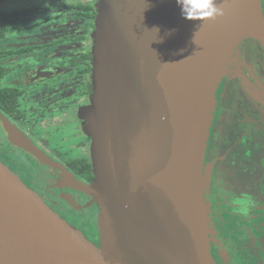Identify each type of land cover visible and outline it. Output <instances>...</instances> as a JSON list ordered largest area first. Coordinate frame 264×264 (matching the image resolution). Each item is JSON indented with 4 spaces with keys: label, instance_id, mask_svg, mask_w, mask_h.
Wrapping results in <instances>:
<instances>
[{
    "label": "water",
    "instance_id": "water-1",
    "mask_svg": "<svg viewBox=\"0 0 264 264\" xmlns=\"http://www.w3.org/2000/svg\"><path fill=\"white\" fill-rule=\"evenodd\" d=\"M220 4L223 16L191 21L176 0H99L81 112L94 179L73 184L99 208V246L0 163V264H213L203 199L215 93L241 33L264 38L262 0Z\"/></svg>",
    "mask_w": 264,
    "mask_h": 264
},
{
    "label": "flooded vegetation",
    "instance_id": "flooded-vegetation-1",
    "mask_svg": "<svg viewBox=\"0 0 264 264\" xmlns=\"http://www.w3.org/2000/svg\"><path fill=\"white\" fill-rule=\"evenodd\" d=\"M98 3L99 0H0V163L95 246H99L98 241L58 209H68L70 200L73 210L96 209L97 216L99 212L91 197L73 185H89L94 179L91 139L83 132L81 112L89 107L92 95L93 34ZM262 4L264 6V0ZM259 48V73L247 75V80L253 76L262 81L263 54L260 45ZM231 80L226 82L225 78L218 87V105H215L205 154V167L213 166L205 197L211 201V219L213 225L216 220L219 222L216 230L221 238V241L217 240L220 248L211 247V256L218 264H263L264 200L259 199L264 197V189L260 187L258 193L252 191L251 195H260L249 201L242 193L237 195L219 186L220 181L235 185L238 178L251 173L255 169L251 163L255 157L264 170L261 126L248 128L237 143L227 146L228 138L244 130V126L235 128V125L247 104L241 89L245 80ZM236 84V94L245 99L230 108L229 92L231 86L236 89ZM234 95L235 92L231 98ZM256 110L259 109L253 111ZM55 117L58 122L54 121ZM36 128L47 135L49 128L54 131L71 129L70 139L76 141L71 149L79 153V160L63 162L61 156L46 150L31 135ZM14 139L27 141L48 165L32 158L15 144ZM216 139L220 140L216 142ZM61 140L65 141L64 138ZM242 201L245 205L253 202L250 211H246ZM225 222L230 225L227 237H223L218 228ZM230 248H234L235 257Z\"/></svg>",
    "mask_w": 264,
    "mask_h": 264
},
{
    "label": "rangeland",
    "instance_id": "rangeland-1",
    "mask_svg": "<svg viewBox=\"0 0 264 264\" xmlns=\"http://www.w3.org/2000/svg\"><path fill=\"white\" fill-rule=\"evenodd\" d=\"M261 11L264 16V6L261 4ZM260 36V35H259ZM259 43V44H258ZM259 45L261 46L263 58L261 62V67L262 70L264 71V38L263 37H258L247 34L246 32H242L241 35L239 36L238 42L236 46L233 49V52L230 56L229 62L226 66V73L225 76L222 78L221 82L219 85L223 82V80L226 78V82H229L231 79L236 78V79H244L245 81L241 83V89L245 93L247 97V104L245 105V110L241 111V114L239 117L236 119L237 123L235 125V128L238 126H244V130L241 129L240 132L235 133L234 137H230V139H227V146L233 145L238 142V140L246 134L248 128H260V126L263 129L264 132V72L262 74V81L260 79H256L255 77H250V80H247V75L249 74H255V76L258 75L259 73V58L261 57L260 53V48ZM250 71V72H249ZM250 76V75H249ZM230 82H233L232 80ZM218 85V87H219ZM236 89L234 86L232 87V90L229 92V101L228 106L235 107L237 106L236 103L242 102L245 98L243 95H240L239 93L236 94L237 92V84L235 85ZM230 87V88H231ZM234 89V90H233ZM76 91V90H75ZM218 92V88L215 93V105H218V100L216 98V94ZM235 92V95L233 98L232 95ZM75 93V92H74ZM222 100V99H221ZM226 103V102H225ZM224 103V105H225ZM255 104H257V107H255ZM261 104V106L259 105ZM223 105V103H222ZM255 108H258L259 110L254 112L253 110ZM253 112V115H252ZM57 115V113H55ZM227 116H230L227 114ZM61 117V116H60ZM57 117H55L54 121L58 122ZM214 118V117H213ZM234 128V130H235ZM49 135H47L45 132H43L40 128H36L33 132H31V135L34 136L36 141L44 146V148L50 152H53L57 156H61V159L63 162H76L79 160V153L76 152L74 149L72 150L71 147L74 145L76 142L75 139H70L72 135V130L71 129H59V130H52V128H49ZM223 136H225V132L223 130L222 132ZM228 134V132L226 133ZM61 138H64L65 141H62ZM220 139H216V142ZM15 144H18L19 141L13 140ZM215 142V144H216ZM240 150L243 152V148H240ZM31 153H29L30 155ZM260 154H263V151H260ZM32 156V155H31ZM39 161V160H36ZM253 166L255 169L249 173L247 172L245 175L241 176L239 179V182L234 185L233 182H229V184L223 183L220 181V187L232 190L238 194L242 193V196L244 195L250 200L253 201V199L258 198L259 194H252V191L259 192V188L261 187L264 189V170L261 168L260 162L258 161V158L255 157L252 162ZM212 168L213 166H206L204 169V175H206V180L204 187H206L205 194L209 190L210 186V180H211V173H212ZM207 184V185H206ZM246 186V187H245ZM264 200L263 198H260L259 201ZM210 199L206 198L204 196L203 199V215L204 219L206 221V229L208 231V241H209V251H210V256H211V247H221L220 242L217 240L221 241V238L218 236V231L216 230V225L219 223L217 220L215 222V225H213L212 219H211V205H210ZM248 202V201H247ZM243 206L245 203L242 201ZM68 209H58L61 211V213L65 217H69L70 220L73 221V223L77 224L78 227L84 232L86 231L89 232L94 238L95 241H98L99 244V231H98V216H97V210L94 209L92 211H84L79 208L76 210L71 209L72 204L70 200L67 202ZM253 206V202H248L245 205L246 211H250ZM211 222L212 225L214 226V229L211 227ZM221 227H218L219 230H221L223 237H227L229 234V229L230 225L225 222V225L220 224ZM75 228V227H74ZM215 232V234L213 233ZM90 234L88 236L90 237ZM215 235L217 237H215ZM215 237V239H214ZM231 253L233 254V257L236 256L234 248H230ZM255 254L258 253L254 252ZM253 253V254H254ZM263 258H264V249L262 250ZM212 263L213 264H218L217 260L214 259L211 256ZM261 264V263H259ZM264 264V261H263Z\"/></svg>",
    "mask_w": 264,
    "mask_h": 264
},
{
    "label": "clouds",
    "instance_id": "clouds-1",
    "mask_svg": "<svg viewBox=\"0 0 264 264\" xmlns=\"http://www.w3.org/2000/svg\"><path fill=\"white\" fill-rule=\"evenodd\" d=\"M176 3L186 20H213L224 15L220 0H176Z\"/></svg>",
    "mask_w": 264,
    "mask_h": 264
}]
</instances>
